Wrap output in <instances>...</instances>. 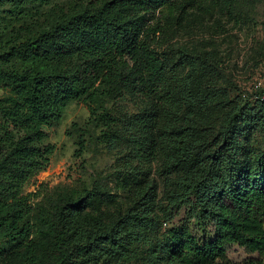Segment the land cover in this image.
Masks as SVG:
<instances>
[{"label": "trees", "instance_id": "1", "mask_svg": "<svg viewBox=\"0 0 264 264\" xmlns=\"http://www.w3.org/2000/svg\"><path fill=\"white\" fill-rule=\"evenodd\" d=\"M203 1L91 0L38 27L27 23L32 0H0V84L11 92L0 98V259L33 256L51 238L43 264H105L153 224L150 209L138 202L114 224L79 221L90 205L116 201L106 187L68 189L40 204L24 193L55 150L45 128L69 104L82 101L90 112L86 129L73 127L77 156L87 148L86 135L110 146L122 140L115 129L120 121L107 107L121 88L146 102L129 123L135 157L153 161L164 154L186 166L168 191L163 256L172 264H228L229 248L238 245L264 257V149L242 161L235 129L241 116L259 120L264 101L236 107L219 139L205 147L190 142L184 127L159 130L166 112L186 107L192 114L195 89L191 73L177 90L168 83L165 57L155 48L162 24Z\"/></svg>", "mask_w": 264, "mask_h": 264}, {"label": "rangeland", "instance_id": "2", "mask_svg": "<svg viewBox=\"0 0 264 264\" xmlns=\"http://www.w3.org/2000/svg\"><path fill=\"white\" fill-rule=\"evenodd\" d=\"M90 1L32 0L27 23L47 25ZM159 37L155 48L165 57L168 83L179 89L181 78L189 73L195 83L192 114L186 107L170 115L164 113L161 132L171 133L184 127L191 135L189 141H195L198 148L212 145L229 124L228 118L236 107H252L258 100L264 101V0H204L187 13L165 20ZM71 64L73 61L65 65ZM10 94V89L0 84V98ZM145 106L140 96L119 89L107 107L120 121L115 129L122 140L110 146L86 135L87 148L82 156H77L78 134L73 127L86 129L90 112L82 101L69 104L62 119L45 128V142L55 146L49 166L24 188L34 204L47 203L73 188L111 190L116 201L90 205L78 215L85 225H90L86 222L89 217L114 224L120 213L135 202L148 207L153 224L139 230L140 239L126 254L108 258L105 264H172L162 252L168 226L164 217L168 191L186 172V166L175 159L168 160L164 154L153 161H143L132 153L127 141L129 123ZM242 117L235 126L236 137L242 149L240 159L249 163L256 152L264 149V112L258 114L256 121L250 120L249 115ZM41 244L33 256L1 258L0 264H43L53 250V240L49 238ZM227 260L228 264H264V257L238 245L229 248Z\"/></svg>", "mask_w": 264, "mask_h": 264}]
</instances>
